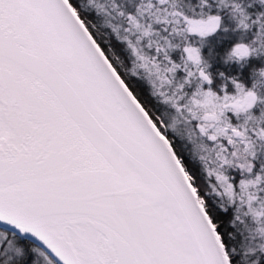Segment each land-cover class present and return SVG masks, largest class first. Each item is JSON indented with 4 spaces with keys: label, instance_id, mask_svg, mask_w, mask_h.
Here are the masks:
<instances>
[{
    "label": "snow or ice",
    "instance_id": "snow-or-ice-1",
    "mask_svg": "<svg viewBox=\"0 0 264 264\" xmlns=\"http://www.w3.org/2000/svg\"><path fill=\"white\" fill-rule=\"evenodd\" d=\"M0 264H264V0H0Z\"/></svg>",
    "mask_w": 264,
    "mask_h": 264
}]
</instances>
